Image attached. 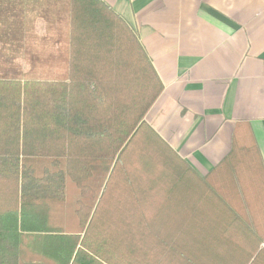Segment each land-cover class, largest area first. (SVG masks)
I'll use <instances>...</instances> for the list:
<instances>
[{"label":"trees","instance_id":"1","mask_svg":"<svg viewBox=\"0 0 264 264\" xmlns=\"http://www.w3.org/2000/svg\"><path fill=\"white\" fill-rule=\"evenodd\" d=\"M67 28L65 80L0 67V264H264L249 127L200 176L145 122L162 85L130 26L68 0Z\"/></svg>","mask_w":264,"mask_h":264},{"label":"crops","instance_id":"2","mask_svg":"<svg viewBox=\"0 0 264 264\" xmlns=\"http://www.w3.org/2000/svg\"><path fill=\"white\" fill-rule=\"evenodd\" d=\"M31 1L44 2L33 8L43 22L34 32L23 13L7 16L19 0H0V67L65 80L68 0ZM101 1L133 30L161 82L145 122L171 149L204 176L246 124L264 169V0Z\"/></svg>","mask_w":264,"mask_h":264},{"label":"rangeland","instance_id":"3","mask_svg":"<svg viewBox=\"0 0 264 264\" xmlns=\"http://www.w3.org/2000/svg\"><path fill=\"white\" fill-rule=\"evenodd\" d=\"M53 5L58 3V0H53ZM19 6L18 5H9L7 6V16L10 15H14V14H18V13H23L24 18L26 19L27 17L29 18V24L27 25V29H31L33 32L36 28V26L38 25L40 27V29H43V22L36 18V14L34 12H36V10H33V8H35L37 5L38 6H44V2H36V1H31V0H19ZM58 5L60 6V3H58ZM28 9V10H27ZM32 10V11H30ZM31 19H34L35 23H34V27L31 26L30 21ZM27 24V23H26ZM25 24V25H26ZM51 24H55V22H51ZM24 25V26H25ZM46 72V75L48 73H50V69H43ZM34 78L36 77V75L34 74L33 76ZM157 179H162L163 181H165V177L162 178H157ZM59 218V216H58ZM264 231V230H262Z\"/></svg>","mask_w":264,"mask_h":264}]
</instances>
